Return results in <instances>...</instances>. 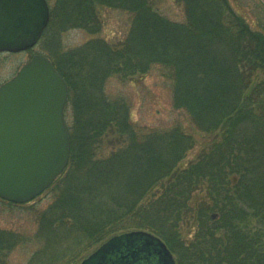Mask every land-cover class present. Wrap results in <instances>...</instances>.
Segmentation results:
<instances>
[{
  "label": "trees",
  "instance_id": "trees-1",
  "mask_svg": "<svg viewBox=\"0 0 264 264\" xmlns=\"http://www.w3.org/2000/svg\"><path fill=\"white\" fill-rule=\"evenodd\" d=\"M47 32L101 28L98 7L131 14L117 42L93 37L47 57L68 87L69 160L43 192L52 203L37 216L36 249L26 264H75L109 237L145 230L161 238L176 264H264V31L228 0H47ZM50 30V31H49ZM158 66L172 106L205 135L180 125L140 127L104 84ZM10 203V202H9ZM29 237L0 228V264Z\"/></svg>",
  "mask_w": 264,
  "mask_h": 264
},
{
  "label": "water",
  "instance_id": "water-1",
  "mask_svg": "<svg viewBox=\"0 0 264 264\" xmlns=\"http://www.w3.org/2000/svg\"><path fill=\"white\" fill-rule=\"evenodd\" d=\"M264 3V0H261ZM49 19L47 0H0V52L32 48ZM66 81L36 53L0 84V198L25 203L66 168L70 139ZM78 264H176L164 241L145 230L113 235Z\"/></svg>",
  "mask_w": 264,
  "mask_h": 264
},
{
  "label": "rangeland",
  "instance_id": "rangeland-1",
  "mask_svg": "<svg viewBox=\"0 0 264 264\" xmlns=\"http://www.w3.org/2000/svg\"><path fill=\"white\" fill-rule=\"evenodd\" d=\"M228 2L234 11L245 18L250 27L264 31V3L261 0H228ZM158 7L170 19L184 20L183 8L174 0H161ZM98 16L101 28L97 33L91 34L80 28H69L58 33L47 32L32 48L18 52H0V84L11 78L34 54L41 53L47 56L46 54L51 52L50 49L56 43L63 51L79 46L93 37L117 42L125 35L131 22L130 13L116 8L98 7ZM263 76V73L256 71L252 78L255 81ZM103 91L112 99H124L130 106L131 121L140 127L167 129L180 125L191 133L198 144L189 150L182 164L193 160L205 144V135L190 123L184 112L172 106L170 83L161 75L158 66H153L143 76L135 75L123 80L110 77L106 80ZM65 107L64 118L67 124L70 121V109ZM53 198L54 192L51 190L42 192L33 200L21 204L9 203L0 198V228L13 230L29 237L28 242L9 251L6 264H26L36 249L31 236L37 228V216L52 203ZM92 251L87 252L83 258Z\"/></svg>",
  "mask_w": 264,
  "mask_h": 264
}]
</instances>
